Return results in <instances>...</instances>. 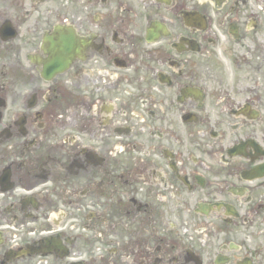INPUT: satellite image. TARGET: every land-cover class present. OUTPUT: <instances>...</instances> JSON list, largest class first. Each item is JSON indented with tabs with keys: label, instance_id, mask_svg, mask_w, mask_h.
Returning a JSON list of instances; mask_svg holds the SVG:
<instances>
[{
	"label": "flooded vegetation",
	"instance_id": "1",
	"mask_svg": "<svg viewBox=\"0 0 264 264\" xmlns=\"http://www.w3.org/2000/svg\"><path fill=\"white\" fill-rule=\"evenodd\" d=\"M0 264H264V0H0Z\"/></svg>",
	"mask_w": 264,
	"mask_h": 264
},
{
	"label": "rangeland",
	"instance_id": "2",
	"mask_svg": "<svg viewBox=\"0 0 264 264\" xmlns=\"http://www.w3.org/2000/svg\"><path fill=\"white\" fill-rule=\"evenodd\" d=\"M74 222H76V221H74Z\"/></svg>",
	"mask_w": 264,
	"mask_h": 264
},
{
	"label": "water",
	"instance_id": "3",
	"mask_svg": "<svg viewBox=\"0 0 264 264\" xmlns=\"http://www.w3.org/2000/svg\"><path fill=\"white\" fill-rule=\"evenodd\" d=\"M63 50V49H62Z\"/></svg>",
	"mask_w": 264,
	"mask_h": 264
}]
</instances>
